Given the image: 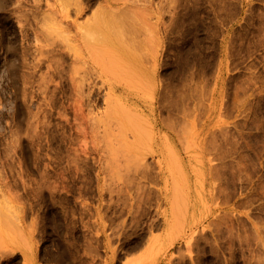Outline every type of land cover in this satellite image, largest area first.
<instances>
[{
    "label": "rangeland",
    "instance_id": "obj_1",
    "mask_svg": "<svg viewBox=\"0 0 264 264\" xmlns=\"http://www.w3.org/2000/svg\"><path fill=\"white\" fill-rule=\"evenodd\" d=\"M0 264H264V0H0Z\"/></svg>",
    "mask_w": 264,
    "mask_h": 264
}]
</instances>
